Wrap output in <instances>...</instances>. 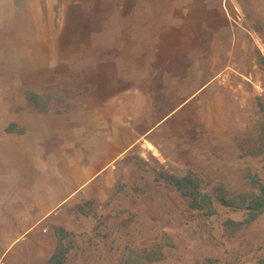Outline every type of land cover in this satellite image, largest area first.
I'll list each match as a JSON object with an SVG mask.
<instances>
[{
  "label": "rangeland",
  "instance_id": "rangeland-1",
  "mask_svg": "<svg viewBox=\"0 0 264 264\" xmlns=\"http://www.w3.org/2000/svg\"><path fill=\"white\" fill-rule=\"evenodd\" d=\"M0 264H264V0H0Z\"/></svg>",
  "mask_w": 264,
  "mask_h": 264
},
{
  "label": "crops",
  "instance_id": "crops-1",
  "mask_svg": "<svg viewBox=\"0 0 264 264\" xmlns=\"http://www.w3.org/2000/svg\"><path fill=\"white\" fill-rule=\"evenodd\" d=\"M217 77H218V74L216 76H212V77H206L205 78V81L199 86V88L197 90H195L192 94H191V97L192 96H195L197 93L199 94H202L204 92H206L208 90V88L217 80ZM190 98L188 100H186L185 102H183V106L188 103H190ZM166 121L168 120L167 118H165Z\"/></svg>",
  "mask_w": 264,
  "mask_h": 264
}]
</instances>
